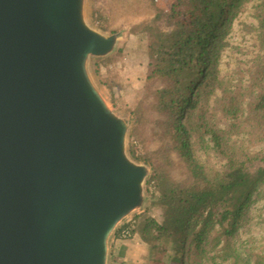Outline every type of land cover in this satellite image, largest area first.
Masks as SVG:
<instances>
[{
  "label": "water",
  "instance_id": "1",
  "mask_svg": "<svg viewBox=\"0 0 264 264\" xmlns=\"http://www.w3.org/2000/svg\"><path fill=\"white\" fill-rule=\"evenodd\" d=\"M86 0H0V264H107L146 203L148 168L101 95L91 58L116 50Z\"/></svg>",
  "mask_w": 264,
  "mask_h": 264
},
{
  "label": "trees",
  "instance_id": "2",
  "mask_svg": "<svg viewBox=\"0 0 264 264\" xmlns=\"http://www.w3.org/2000/svg\"><path fill=\"white\" fill-rule=\"evenodd\" d=\"M248 1L155 0L154 19L129 31L146 41L140 62L145 85L131 110L137 143L143 141L141 127L155 115L162 117L174 150L187 163L191 138L194 146L224 161L220 170L207 172L193 165L190 182L179 184L145 148L138 154L130 144V157L152 168L145 212L159 211L135 215L113 238L123 241L124 231L137 235L158 256L155 264H264V247L255 246L252 237L241 241L253 204L264 200V0L258 6L256 57L237 78L221 76L218 65L230 25ZM162 21L164 27L158 25ZM122 58L119 48L96 59L107 88L117 85L114 70ZM108 66L113 69L106 71ZM218 113L227 121L223 129L214 122ZM116 257L113 251L110 264H121Z\"/></svg>",
  "mask_w": 264,
  "mask_h": 264
},
{
  "label": "rangeland",
  "instance_id": "3",
  "mask_svg": "<svg viewBox=\"0 0 264 264\" xmlns=\"http://www.w3.org/2000/svg\"><path fill=\"white\" fill-rule=\"evenodd\" d=\"M260 0H250L245 2L235 20L230 25V32L226 36V48L221 54L219 60V71L221 76H233L237 78L240 74L238 71L246 69L254 57L258 54L257 42V26L258 8ZM98 9L97 15H94V10ZM158 11V6L155 0H86L85 2V19L88 25L106 35L120 33L121 37L116 47L115 54L119 48H122L123 60H120L114 70L118 74L114 76L116 86L107 88L101 83L100 76L96 72V59L91 58L88 62V72L101 95L107 101L109 107L128 123V133L126 137V149L129 154L130 144H134L138 154H145V148L148 151L149 157L160 165L163 172L167 173L176 183H189L193 165H196L203 172H207L211 168L221 169L224 161L220 160L213 154H206L192 143L191 146V163H187L183 156L174 150L173 140L166 134L167 127L162 117L153 115L143 127V141L137 143L133 136L135 127L134 119L131 110L133 109L137 96L145 85V70L144 64L141 66V58L144 55L146 41L137 35L129 34V31L134 26H139L142 23L152 21ZM164 21L158 25L164 27ZM100 28H105L101 30ZM113 69L108 66L106 71ZM116 71V72H115ZM214 122L223 129L226 127L224 118L215 115ZM135 124V125H134ZM138 125V124H137ZM260 146L252 149L258 150ZM137 162V161H135ZM145 165L149 174L144 184V192L146 197V182L152 175L150 165L143 162H137ZM252 214L246 228L241 232V241H247L253 238V243L257 247H264V200L261 199L253 204ZM147 203L139 211L133 213L129 218L124 220L116 229L133 219L135 215L142 214L143 218L152 216L159 209L152 208L145 212ZM115 232V233H116ZM115 235V234H114ZM111 236V239H113ZM110 239V240H111ZM110 243V241H109ZM122 248L124 250V260L121 264H155L154 260L158 258L156 254L150 252V249L140 241L137 235L123 239ZM110 245V244H109ZM114 248L109 247V256L107 264L113 257ZM170 254V252H167ZM180 259H183V251L180 254ZM120 262V261H119Z\"/></svg>",
  "mask_w": 264,
  "mask_h": 264
},
{
  "label": "crops",
  "instance_id": "4",
  "mask_svg": "<svg viewBox=\"0 0 264 264\" xmlns=\"http://www.w3.org/2000/svg\"><path fill=\"white\" fill-rule=\"evenodd\" d=\"M139 238V237H138ZM141 241V240H140ZM111 247L114 248V256H117L116 258L119 259V261L124 260V250L122 248V245L124 244L123 241L119 242L113 239L110 240ZM109 245V247H110ZM117 254V255H116Z\"/></svg>",
  "mask_w": 264,
  "mask_h": 264
},
{
  "label": "built area",
  "instance_id": "5",
  "mask_svg": "<svg viewBox=\"0 0 264 264\" xmlns=\"http://www.w3.org/2000/svg\"><path fill=\"white\" fill-rule=\"evenodd\" d=\"M129 237H130L129 232H128V231H124V232H123V235H122V238H123V239H127V238H129Z\"/></svg>",
  "mask_w": 264,
  "mask_h": 264
}]
</instances>
